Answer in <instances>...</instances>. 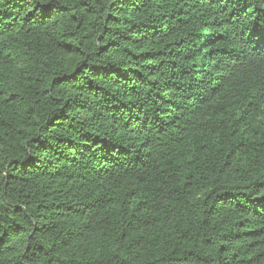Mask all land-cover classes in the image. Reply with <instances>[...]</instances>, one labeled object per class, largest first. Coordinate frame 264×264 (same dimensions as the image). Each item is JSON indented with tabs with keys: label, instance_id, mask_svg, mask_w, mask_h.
<instances>
[{
	"label": "trees",
	"instance_id": "16d2710c",
	"mask_svg": "<svg viewBox=\"0 0 264 264\" xmlns=\"http://www.w3.org/2000/svg\"><path fill=\"white\" fill-rule=\"evenodd\" d=\"M0 264H264V0H0Z\"/></svg>",
	"mask_w": 264,
	"mask_h": 264
}]
</instances>
